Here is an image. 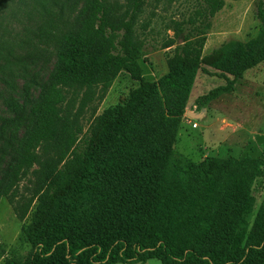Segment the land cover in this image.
<instances>
[{"label": "trees", "instance_id": "trees-1", "mask_svg": "<svg viewBox=\"0 0 264 264\" xmlns=\"http://www.w3.org/2000/svg\"><path fill=\"white\" fill-rule=\"evenodd\" d=\"M125 1L118 13L107 0H84L76 29L61 34L56 69L31 106L30 128L2 191L13 201L22 177L39 165L34 207L19 238L30 251L4 264H264V203L251 224L247 219L264 160L209 156L193 163L173 151L201 65L224 70L233 62V77L198 96V109L264 62V12L258 10L255 36L203 56L212 18L225 2L194 0L168 74L150 82L143 77V41L135 32L145 0ZM53 25L51 17L44 31ZM120 71L137 86L83 131L78 115L63 107L67 94L84 90L92 99L99 86L101 98ZM158 83L171 87L163 102ZM111 150L119 159H102ZM33 201L15 205L21 218Z\"/></svg>", "mask_w": 264, "mask_h": 264}, {"label": "rangeland", "instance_id": "rangeland-1", "mask_svg": "<svg viewBox=\"0 0 264 264\" xmlns=\"http://www.w3.org/2000/svg\"><path fill=\"white\" fill-rule=\"evenodd\" d=\"M107 2L119 13L126 1ZM224 2L223 8L212 18L202 48L203 56L225 42H245L261 27L257 14L259 9L264 12V0ZM83 5L84 0H0V242L5 248L4 254L0 255V264L11 256L25 257L30 251L29 245L21 243L19 238L34 207L35 200H31V196L39 165L31 167L22 177L14 202L2 191L19 144L30 128L31 106L56 69L57 51L62 45L61 34L76 29ZM194 7V0H145L135 32L143 41L139 62L147 81L156 82L168 74L175 47L182 43V35L188 31L185 21ZM51 17L56 26H47L45 32L46 21ZM169 42L173 45L167 47ZM232 63L229 62L224 70L201 65L196 72L173 145L176 156L193 163L209 156H250L264 160V62L244 71L242 78L233 84L232 91L221 94L201 109L195 105L198 96L224 86L226 78L233 77L229 70ZM136 86L137 83L125 71H120L103 97L99 98V86L94 88L92 99L84 94V90L69 92L63 107L77 114L83 131H87L95 117L120 104ZM170 89L168 85L157 84L161 102ZM187 111L200 115L191 117ZM141 118L137 120L141 121ZM130 128H133L132 123ZM134 129L137 131L139 128ZM117 153L107 151L102 154V159H119L115 155ZM39 154L43 160V149ZM251 197V209L247 213L249 224L264 203V178L255 180ZM31 201L28 213L21 218L15 211V205ZM144 264L162 262L149 259Z\"/></svg>", "mask_w": 264, "mask_h": 264}, {"label": "water", "instance_id": "water-1", "mask_svg": "<svg viewBox=\"0 0 264 264\" xmlns=\"http://www.w3.org/2000/svg\"><path fill=\"white\" fill-rule=\"evenodd\" d=\"M186 114L191 116V117H196V118L200 115V114H197L195 112H189V111H187Z\"/></svg>", "mask_w": 264, "mask_h": 264}, {"label": "built area", "instance_id": "built-area-1", "mask_svg": "<svg viewBox=\"0 0 264 264\" xmlns=\"http://www.w3.org/2000/svg\"><path fill=\"white\" fill-rule=\"evenodd\" d=\"M196 126V124H193V127H195Z\"/></svg>", "mask_w": 264, "mask_h": 264}]
</instances>
